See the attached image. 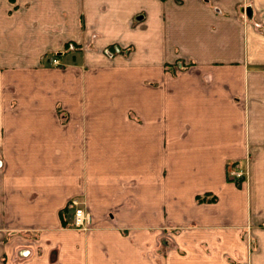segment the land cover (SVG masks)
Here are the masks:
<instances>
[{
  "label": "crops",
  "instance_id": "1",
  "mask_svg": "<svg viewBox=\"0 0 264 264\" xmlns=\"http://www.w3.org/2000/svg\"><path fill=\"white\" fill-rule=\"evenodd\" d=\"M0 38V264L241 259L264 223V0H0Z\"/></svg>",
  "mask_w": 264,
  "mask_h": 264
},
{
  "label": "rangeland",
  "instance_id": "2",
  "mask_svg": "<svg viewBox=\"0 0 264 264\" xmlns=\"http://www.w3.org/2000/svg\"><path fill=\"white\" fill-rule=\"evenodd\" d=\"M0 39L2 40L3 38H0ZM17 39L18 38H5L7 46L10 48V51H9L8 54H12V53L15 54L16 53V49H17V46H18ZM28 40L31 41L32 39L28 38ZM70 45H71V50L72 51L74 49H76V45L74 43H71ZM90 49H92V48H87V50H90ZM63 50H64V48H63ZM63 50L59 54L60 55L59 57L57 55H55L54 53L49 55V56H45L43 59H41V64L37 65L34 69H32V68L29 69V67L25 68L24 69V73L22 74L24 76L25 80L27 82H30V79H32V83H37V81L39 79V75L38 74L40 72H48V71H50L53 68H60V70H63V63H65L66 60H64V59L62 60V58L67 56V50L65 51L66 55L65 56H61L62 53H63ZM103 50H104V52L106 54L105 56H107L109 59H111L112 57H110V56H112L113 54H117L119 52H120V54H123V55L127 56L128 52L130 53L131 51H133V47L129 46V45H123V47H121V48L116 47V49H115L113 46L112 47L109 46V47H107V48H105ZM21 61L22 60H20V62ZM32 61H33V59H27V60L23 59V63L22 64L23 65H28ZM10 63L16 64L15 62H10ZM174 65H183V67H186V66H189L190 64L186 65V64H184V62L183 63L179 62V63L174 64ZM9 67H11V66H9ZM3 71H5L6 73L10 74L12 71H14V67H13V69L12 68L11 69H4ZM56 72H59V71H56ZM120 80L124 81L123 87H120L117 91H115L114 89L112 90L111 87H109V91H113L114 92L115 99H117V100L123 97L125 89L133 82V80H132L129 83V85L127 86V84H128V78L127 77H122ZM24 89L26 90V89H28V87L27 88L24 87ZM126 92H127V90H126ZM261 151H262V149L258 150V152H261ZM251 156H253L252 152H251ZM231 164H233V163L227 164L226 170ZM236 164L239 167L238 169H241V170L244 171L243 176L239 178V180H241L240 183L247 182L249 180L248 165L246 163L244 164V162H242L240 164H238V163H236ZM233 167H234V164H233ZM228 180L239 182V180L237 178L236 179H229L228 178ZM79 203H80L81 206H83L85 208L83 203H81V202H79ZM261 218H264V214H262ZM70 227L72 229H74V230H77V231L81 232V230H78V229H76L74 227L72 220H70ZM89 227H90V225H89ZM89 227H88V229H89ZM254 227H255V229H260V230L255 235H244V236H242V240L245 242V245H246L247 248L243 251V256L241 257V259H236L235 257H233L232 264H264V223L255 224ZM88 229H86V230H84L82 232H85ZM235 256H236V254H235ZM244 256H245V259H244Z\"/></svg>",
  "mask_w": 264,
  "mask_h": 264
},
{
  "label": "built area",
  "instance_id": "3",
  "mask_svg": "<svg viewBox=\"0 0 264 264\" xmlns=\"http://www.w3.org/2000/svg\"><path fill=\"white\" fill-rule=\"evenodd\" d=\"M244 174V171L241 169L228 168V178L229 179H239ZM71 206L73 207V225L76 229L84 231L88 229L90 225V214L89 212L80 205L78 200L73 199L71 201Z\"/></svg>",
  "mask_w": 264,
  "mask_h": 264
},
{
  "label": "trees",
  "instance_id": "4",
  "mask_svg": "<svg viewBox=\"0 0 264 264\" xmlns=\"http://www.w3.org/2000/svg\"><path fill=\"white\" fill-rule=\"evenodd\" d=\"M65 48H66V49H65ZM65 50H69V51H71V45L68 44V43L65 44L63 52H64ZM59 54H60V53H59ZM59 54H56V55H59Z\"/></svg>",
  "mask_w": 264,
  "mask_h": 264
}]
</instances>
